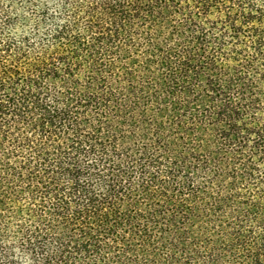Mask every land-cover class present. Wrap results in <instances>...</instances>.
Masks as SVG:
<instances>
[{
    "label": "trees",
    "instance_id": "trees-1",
    "mask_svg": "<svg viewBox=\"0 0 264 264\" xmlns=\"http://www.w3.org/2000/svg\"><path fill=\"white\" fill-rule=\"evenodd\" d=\"M0 264H264V0H0Z\"/></svg>",
    "mask_w": 264,
    "mask_h": 264
},
{
    "label": "rangeland",
    "instance_id": "rangeland-1",
    "mask_svg": "<svg viewBox=\"0 0 264 264\" xmlns=\"http://www.w3.org/2000/svg\"><path fill=\"white\" fill-rule=\"evenodd\" d=\"M176 230H178V226H176Z\"/></svg>",
    "mask_w": 264,
    "mask_h": 264
}]
</instances>
